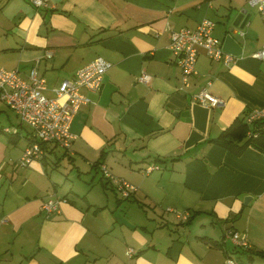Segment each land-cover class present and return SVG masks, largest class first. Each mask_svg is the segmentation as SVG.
Here are the masks:
<instances>
[{
	"label": "crops",
	"instance_id": "obj_1",
	"mask_svg": "<svg viewBox=\"0 0 264 264\" xmlns=\"http://www.w3.org/2000/svg\"><path fill=\"white\" fill-rule=\"evenodd\" d=\"M49 3L0 0V66L23 76L36 67L52 96L95 56L111 64L98 91L82 88L91 101L73 116L70 147L45 143L43 156L25 165L18 160L34 134L0 99V264H222L227 256L264 264V255L250 253H264V148L237 154L217 141L245 111L264 113V61L252 56L264 41L258 7L245 0ZM242 7L247 19L234 26ZM204 17L234 62L226 66L201 48L181 90L168 27L194 28ZM141 71L148 82L136 79ZM203 86L219 105L192 99ZM98 161L136 190L122 197ZM149 162L159 167L146 172ZM50 197L58 209L46 211ZM226 228L250 247L235 245Z\"/></svg>",
	"mask_w": 264,
	"mask_h": 264
},
{
	"label": "built area",
	"instance_id": "obj_2",
	"mask_svg": "<svg viewBox=\"0 0 264 264\" xmlns=\"http://www.w3.org/2000/svg\"><path fill=\"white\" fill-rule=\"evenodd\" d=\"M35 6L49 8V0H30ZM256 5L264 20V0H245ZM214 21L202 18L194 28L183 26L180 28L168 27L169 48L180 67V84L178 88L187 90L191 81L190 77L196 73V60L199 50L202 48L209 57L221 59L229 66L234 62V56L224 51L220 40L212 34ZM52 52L46 50L45 55L51 56ZM252 56L264 61V41L261 46L252 53ZM110 61L101 55L95 56L91 61L79 66L75 73L64 78L58 85L52 88L54 95L48 96L44 90L47 88L46 81L36 67H31L26 76H23L19 68L11 69L0 66V99L5 101L18 115L22 123L29 126L34 134V139L29 141L18 160L25 165L33 159H38L44 154V144L53 143L64 149H68L74 137L70 131V124L74 114L82 105L88 104L91 98L82 91H98L102 85L104 74L110 66ZM136 79L148 82L150 75L141 71ZM209 82V81H208ZM195 101L216 106L221 103V98L210 92L206 86L200 87L191 93ZM261 110L250 109L246 114V120L263 117ZM98 167L122 197H128L136 185L124 177L113 174L105 163L99 162ZM159 165L149 162L144 170L146 172L157 168ZM59 199L50 197L42 206L46 211L58 209ZM186 218V214L182 215ZM224 235L241 247L249 248L250 242L239 231L226 228ZM132 248L128 249V253ZM222 264H241L234 258L227 256Z\"/></svg>",
	"mask_w": 264,
	"mask_h": 264
},
{
	"label": "trees",
	"instance_id": "obj_3",
	"mask_svg": "<svg viewBox=\"0 0 264 264\" xmlns=\"http://www.w3.org/2000/svg\"><path fill=\"white\" fill-rule=\"evenodd\" d=\"M248 111L249 110L245 111L242 116L236 117L224 130H222L217 139V141L227 145L237 154L248 145H252L258 149L264 148V116L247 121L246 114ZM250 123L251 127L248 125ZM240 139L242 140L241 142L238 141ZM102 153H105V151H102ZM99 162L100 161L95 162L94 166L98 165ZM250 253L264 255V253L259 250H252Z\"/></svg>",
	"mask_w": 264,
	"mask_h": 264
},
{
	"label": "water",
	"instance_id": "obj_4",
	"mask_svg": "<svg viewBox=\"0 0 264 264\" xmlns=\"http://www.w3.org/2000/svg\"><path fill=\"white\" fill-rule=\"evenodd\" d=\"M248 13H246V8L242 7L240 8V10L236 13V15L234 16V18L232 19L231 23L234 26H243L246 19H247ZM222 48L224 49V46H222ZM250 197V195H246L244 197V202L247 201V199Z\"/></svg>",
	"mask_w": 264,
	"mask_h": 264
}]
</instances>
